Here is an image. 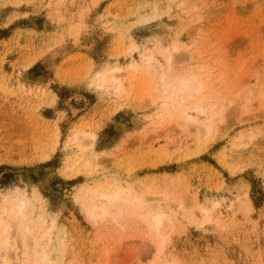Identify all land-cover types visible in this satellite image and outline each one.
I'll list each match as a JSON object with an SVG mask.
<instances>
[{"label": "rangeland", "instance_id": "374dc122", "mask_svg": "<svg viewBox=\"0 0 264 264\" xmlns=\"http://www.w3.org/2000/svg\"><path fill=\"white\" fill-rule=\"evenodd\" d=\"M3 260L264 264V0H0Z\"/></svg>", "mask_w": 264, "mask_h": 264}, {"label": "bare ground", "instance_id": "6f19581e", "mask_svg": "<svg viewBox=\"0 0 264 264\" xmlns=\"http://www.w3.org/2000/svg\"><path fill=\"white\" fill-rule=\"evenodd\" d=\"M173 55V54H172ZM172 55H169L167 58H168V60L170 59V58H172ZM168 63H170V61L168 62ZM165 82V81H164ZM198 87V86H197ZM197 90H199V88L197 89ZM196 90V91H197ZM93 139L95 138V136L94 137H92ZM75 139H77V138H75ZM125 188V187H124ZM124 188L123 187H121V186H119L118 188H117V191H115L114 193H112V194H105V195H102V197H103V199H104V203H102L101 204V208H102V210L104 211V212H107V213H111L110 212V210H111V207L113 206L112 205V201H117V200H119V199H121V198H124V196H123V193H124ZM126 192V191H125ZM144 201V200H143ZM138 203V202H137ZM17 207V208H16ZM32 207V204L31 203H29V201H20V202H18V204H16V206H15V209H17V210H15V212L14 213H12L11 214V219L12 220H14V221H12V222H14L15 224L17 223L18 225H19V227H20V225H22L23 226V224L26 222V220H27V216H28V214H27V212H28V210H30V208ZM199 209L198 210H200V214H201V212H205L201 207H198ZM31 211V210H30ZM208 212V211H207ZM209 213V212H208ZM205 214H207L206 212H205ZM168 215H166L165 213H163V212H159V213H157L155 216H154V218H153V226H154V228H155V230H156V233H157V235L159 236V237H161V238H163V224H164V220L165 219H169V217H171V216H169V217H167ZM205 217H207L206 219H205ZM171 220V219H170ZM174 222V221H173ZM207 222H208V216H206V215H204V220H203V222H202V226L203 225H205V224H207ZM161 242H163V240H161ZM161 242H160V244H161ZM6 244H9V241H8V239H7V242H6ZM162 244L159 246V248H158V255H159V253H161L162 252ZM44 262V264H45V261H43ZM1 264H9L8 262H6V261H2L1 262ZM17 264H20L19 262L17 263Z\"/></svg>", "mask_w": 264, "mask_h": 264}]
</instances>
